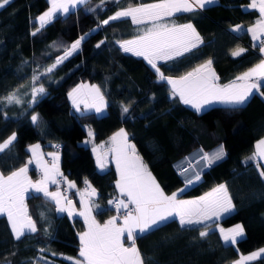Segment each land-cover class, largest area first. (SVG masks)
Returning a JSON list of instances; mask_svg holds the SVG:
<instances>
[{"label": "trees", "instance_id": "16d2710c", "mask_svg": "<svg viewBox=\"0 0 264 264\" xmlns=\"http://www.w3.org/2000/svg\"><path fill=\"white\" fill-rule=\"evenodd\" d=\"M147 1L104 0L102 4L101 0H88L87 5L57 15L43 28L36 15L48 0H11L0 9V143L16 135L12 145L0 153V173L8 175L23 167L28 162L27 146L31 143H38L44 152L56 151L60 146L61 173L67 179L78 187L87 180L98 192H107L113 187L115 170L109 166L99 171L90 146L82 141L88 130L95 143L123 128L162 189L170 193L184 184L173 161L196 146L208 150L221 144L225 157L180 194L198 195L223 182L234 209L219 221L208 223V229L203 225L182 228L179 220L170 218L138 234L135 244L144 264H234L240 254L264 247V177L257 166L243 163L255 141L264 135V96L254 93L243 105H211L201 112L185 105L172 94L167 81L158 79L143 57L120 47L119 42L146 30V24H133L130 17L107 25L101 23L119 8ZM246 3L247 0H219L204 9L164 18L169 25L191 22L202 43L183 56L158 62L161 72L171 78L180 77L210 59L218 82L224 83L258 62L261 56L246 33H233L229 28L257 18L255 10L243 9ZM37 28L40 31L33 35ZM85 34L77 51L51 73H45L73 41ZM101 40L104 43L97 48ZM239 48L246 51L233 56ZM34 73H44L35 84ZM82 82L100 89L106 101L105 113L72 109L68 92ZM41 85L45 94L31 103L32 88ZM12 92L21 98L20 104L3 100ZM124 107H128L127 113ZM32 115L39 117L35 124ZM29 171L42 174L33 167ZM24 202L37 231L25 232L16 239L6 215L0 214V264H74V260L83 259L79 256L78 232L83 228L79 219L57 213L54 204L40 193H29ZM100 212L107 214V210ZM234 223L243 226L244 235L235 245L225 244L215 225ZM203 230L209 235L201 237ZM245 264H264V254Z\"/></svg>", "mask_w": 264, "mask_h": 264}, {"label": "snow or ice", "instance_id": "6c2138e0", "mask_svg": "<svg viewBox=\"0 0 264 264\" xmlns=\"http://www.w3.org/2000/svg\"><path fill=\"white\" fill-rule=\"evenodd\" d=\"M48 2L51 6L37 18L40 28H43L59 14H68L71 9L87 5L88 0H48ZM9 3L10 0H0V8H4ZM101 3L103 4L104 0H101ZM214 3H216V0H159L158 3L140 4L135 7L129 6L117 11L101 23L107 25L110 21L127 17H130L132 23L137 25L152 21V27L143 30L142 34L132 40L119 42L120 47L125 52L142 56L156 71L158 79L167 81L172 86V94H178L184 104L191 105L197 112L214 101L229 105H242L246 103L254 90L264 96V91H261V88L264 87V83H262L264 82V59L255 67L236 77L235 81L225 85L217 83L219 77L211 67V60L197 66L179 78L166 76L156 63L159 60L168 61L183 56L186 52H190L197 47L199 43H202L199 33L191 23L184 25L172 23L169 25L156 22L163 20L165 17H170L176 12H192L196 8L204 9L207 5ZM249 7H258L261 19L257 21L256 25L248 28L247 31L252 34L253 40L260 41L259 51L264 53V38H262L264 37V0H252ZM87 11L94 12L95 9L88 8ZM40 28H37L32 34L35 35L36 32L40 31ZM240 29L241 26L238 25L234 31H240ZM86 36L87 34L78 38L69 49L65 50L62 57H58L51 67L45 69V73H51L57 65L77 51ZM103 43L104 41L101 40L96 47L99 48ZM244 51L246 50L239 48L232 55L239 56ZM43 74L34 73L32 76L33 83L35 84L40 79V75ZM252 77H256V79L253 80ZM237 81L242 83H237ZM45 92L43 85L33 87L31 103H35L37 97L45 94ZM68 96L77 111H80V104H84L85 108H94L97 113L101 112L105 106L104 97L96 85H92L91 88L86 85H78L68 93ZM3 100L10 104H20L22 102L16 92L10 93ZM128 111V107L123 108V112L127 113ZM38 119V115H32L31 117L34 124L38 122ZM89 136H93L91 131ZM15 139L16 135L13 133L0 143V153L8 149ZM110 139L113 146L109 151L114 153L113 158L120 176L116 184L121 195L127 197V202L119 200L115 203L118 213L124 210L123 223L118 225L116 216L103 224L98 223L92 215V208L85 204L84 193L81 192L83 211H80L78 215L84 217L87 230L79 234L81 244L79 256L83 259L74 260V264H144L142 255L135 246V229H139L140 233L148 232L173 217L179 219L182 228L203 225L205 229H208L211 228V224L206 223L207 221L233 210L234 206L224 184L218 185L210 192L191 201L178 200L175 192L171 196L165 195L155 177L148 170L147 165L135 154V146L128 143L127 133L124 129H120ZM88 142L90 141H86V143ZM39 149V144L30 146L29 150L32 152V158L23 167L12 171L7 176L0 173V214L7 215L16 239L24 236L26 231L29 233L37 231L36 223L29 215L27 206L24 203L25 193L29 189H34L36 193H43L45 197L50 198L56 204L58 212L67 211L68 215L72 216L75 210L71 200L63 196L59 190L54 192L48 190L49 183L56 185L61 183L57 177H62L64 181L67 179L63 177V173L59 170L57 164L58 154H48L52 157L51 167H49ZM93 151H96V149L94 148ZM201 151L203 155L200 160L205 161L206 167H210L214 160L222 159L225 155L223 145L220 146L219 151L214 156H210L203 149ZM257 156L264 159V139L257 142L256 151L248 159H256ZM32 163H35L37 168L43 172L41 179L35 183L28 177V165ZM97 163L102 169L106 167V161L102 156H97ZM195 163H199V161ZM192 166L193 162H189V167ZM181 171H187V168H183ZM260 175L264 177V171H261ZM200 179L201 176L198 173L195 181L190 180L185 187ZM85 184H88L87 180H85ZM74 187V183L68 182L69 189ZM88 187L91 188V185H88ZM183 190L180 189L179 191L182 192ZM95 194L96 190L91 188L88 195ZM112 203L113 201L110 200L109 204ZM130 204L134 207L130 208ZM219 231L225 244L230 242L235 245L238 242L237 238L244 235L243 226L240 224L227 230L220 228ZM125 234L126 239L132 242L129 247L124 246ZM199 234L201 237H206L209 232L203 230ZM261 254H264V248L248 256H241L240 260L234 262V264H243L244 261L255 260ZM67 259L71 260L72 258L67 257Z\"/></svg>", "mask_w": 264, "mask_h": 264}, {"label": "crops", "instance_id": "0c3cea01", "mask_svg": "<svg viewBox=\"0 0 264 264\" xmlns=\"http://www.w3.org/2000/svg\"><path fill=\"white\" fill-rule=\"evenodd\" d=\"M158 2H159V0H149V1L144 2V3L132 4V5H128V6H133V7H135V6H139L140 4H152V3H158ZM218 2H219V0H216V3H214V4H217ZM251 3H252V0H247V3H246L244 6H242V7H243V9H251V10H255V11L257 12V18H256L254 21H252L251 23H249V24L238 23V24H235V25H233V26H231V27H229V28H230L231 32H233V33L245 32L246 35H247V39H248V41L250 42V44H251L252 47L256 48V52L259 54V56H261V59H260L258 62H256L255 64H253L252 66H250L249 68H247L246 70H244L243 72H241V73L237 74L236 76H234L233 78L227 80L226 82H224V83H219V82L217 81V83L220 84V85L230 84L231 82H233V81L236 80V77L241 76L243 73H245V72H247L249 69L255 67L257 64L260 63V61H261L262 59H264V53H261V52L259 51L260 41H259V40H253V38H252V34H251L250 32L247 31L248 28L253 27L254 25H256L257 21H259V20L261 19V14H260L259 8H258V7H256V8L249 7V5H250ZM214 4H211V5H214ZM128 6H125V7L121 8V9H125V8H127ZM207 6H210V5H207ZM207 6H206V7H207ZM121 9H120V10H121ZM196 9H199V8H196ZM178 13H182V12H176V13H174V14H178ZM165 18H166V17H165ZM130 19H131V18H130ZM164 21H165V20H164ZM156 23H158V21H157ZM159 23H165V22H163V20H161V21H159ZM189 23H191V22H185V23H180V24H176V25H184V24H189ZM145 24L148 26V28H150V27H152L153 22H152V21H146L145 23H142V25H145ZM191 24H192V23H191ZM140 25H141V24H140ZM192 25H193V24H192ZM238 25L241 26L240 31H234V29H235L236 26H238ZM141 34H142V33H141ZM138 35H140V34H137L136 36H138ZM136 36H133V37H130V38L124 39L123 41H126V40H132V39H134ZM200 38H201V37H200ZM262 38H264V37H262ZM201 41H202V39H201ZM199 44H200V43H199ZM141 57H142V56H141ZM208 60H210V59H208ZM208 60H205L204 62L200 63L199 65L205 64ZM160 61H163V60H159V61H157L156 63H158V62H160ZM199 65H197V66H199ZM197 66H196V67H197ZM196 67H195V68H196ZM211 67H212V69L214 70V68H213L212 65H211ZM193 69H194V68H193ZM193 69H192V70H193ZM192 70H191V71H192ZM214 72H215V70H214ZM215 74L217 75L216 72H215ZM175 78H179V77H175ZM252 79L255 80L256 77H252ZM82 83H83L84 85L88 86V88H91V86L94 85V84H90V83H88V82H82ZM237 83H242V82L237 81ZM262 83H264V82H262ZM78 84L81 85V83H77V84L74 85L73 88H76V87L78 86ZM169 86H170L171 91H172V86H171L170 84H169ZM69 92H70V91H69ZM69 92H68V93H69ZM254 93H258V94H260L259 92H256L255 90L253 91V94H254ZM177 96H179V95L177 94ZM69 99H70V98H69ZM70 101H71V105H73L71 99H70ZM104 103H105V106L102 108V111L99 112V113H97V112L95 111L94 108H85V105H84V104H80V111H77L75 108H74V109L76 110V112H89V111H92V112L96 113L97 115H99V114H103V113L106 112V101H105V99H104ZM185 105L189 106L190 108H192L193 110L196 111V109L193 108L191 105H188V104H185ZM211 105L239 106V105H229V104L220 103V102H218V101H214L213 103H211V104H209V105H205V106L203 107L202 110H204L205 108H207L208 106H211ZM242 105H243V104H242ZM202 110H201V111H202ZM201 111H199V112H201ZM196 112H197V111H196ZM120 129H123V128H117V129H115V130H114L111 134H109V136H107L105 139L100 140V141L95 142V143L93 142L92 137H90V136L85 137V139H83V141H82L83 144L90 146V152H91V154H92V156H93V159H94V162H95L96 168H97L99 171H103V170H105L106 168H108L109 166H112V167L114 168L115 173H116V178H115V180H114L113 187H112L109 191L104 192V193H103V192L100 193V192H98V191L94 188V189L96 190V194H95V195H92V196H89L88 193L91 191V188H93L92 186H91V188H89V187L85 188V187H83V186L78 187V186L75 184L74 181L69 180V179H67V180L65 181V184L62 185V186H60V185H57V186H56L55 184H51V183L48 184V190H49L50 192H54V191L59 190L63 196H65L68 200H71L72 205L74 206V209H75L74 212H73V215H72V216H69L67 211H64V212H58V211L56 210V212H57V213H60V214H61V213L66 214L69 218H71V219H72V218H73V219H79V220L82 222V224H83V228L78 232L79 244H80V237H79V234H80V233H83V232H85V231L87 230V225L85 224L84 217L78 215V213H79L80 211H83V208H82V205H81V195H80L81 192L84 193V202H85V204H87L88 207L92 208V215L95 217V219H96V221H97L98 223L103 224L105 221L111 219L113 216H116V215H115V214L109 209V200H110V196H111L112 194H118V195H121L120 189L117 187V184H116L117 180L120 179V176H119V173H118L117 168H116L115 160H114V158H113V157H114V153H113V152H110L109 149L113 146L110 138H111L115 133H117ZM124 131H125V130H124ZM125 132H126V131H125ZM127 139H128V143H130V144H132V145L135 146V144H134L131 140H129L128 136H127ZM261 139H264V135L255 141L254 146H253V150H252L249 154H252V155H253V153L256 151V144H257V142L260 141ZM86 141H90V142L86 143ZM36 144H38V143H31V144H29V145L27 146V151H28V153H29V159H28V161L32 158V152L29 150V149H30V146H32V145H36ZM215 146H216V145H215ZM215 146H213V147H215ZM213 147H211V148H213ZM94 148L96 149V151H93ZM39 150H40L41 153H43V159H44L45 161L48 162L49 167H51L52 157L49 156L48 154H49V153H57V154H58V157H59V159H58V161H57V164H58L59 170H60V172H61V170L63 169V153H62V151L44 152L41 146H40V149H39ZM135 154H136L137 156L140 157V159L142 160V162H143L144 164H146L145 161L143 160L142 156L140 155L139 151L137 150L136 146H135ZM98 155L104 157V159H105V161H106V167H104L103 169L100 168V167L98 166V163H97V156H98ZM214 155H215V153H214L213 155H211V156H214ZM46 157H48L49 160H47ZM177 159H178V158H177ZM219 161H220V160H214L213 164H215V163H217V162H219ZM252 164L255 165V166H257L259 169H261V171H264V159H261L260 157L257 156L256 159H254V161H253ZM146 165H147V164H146ZM28 167H33L35 170H36V169H39V168H37V166H36L35 163H32V164L28 165ZM147 167H148V166H147ZM207 168H208V167H207ZM18 169H19V168H18ZM40 170H41V169H40ZM148 170L150 171L149 167H148ZM41 172H42V170H41ZM150 172H151V171H150ZM151 173H152V172H151ZM8 175H9V174H8ZM42 175H43V172H42L41 175H36V174L34 175V174L31 173L30 171H28V177L32 180L33 183H35L36 181L40 180L41 177H42ZM152 175H153V173H152ZM5 176H7V175H5ZM153 176H154V175H153ZM154 177H155V176H154ZM155 179H156V178H155ZM68 182H72V183H74V184H75V187L69 189V188H68ZM156 182L158 183L157 180H156ZM158 184H159V183H158ZM186 184H187V183L184 182V184L182 185V187H180L179 189H177V190H175V191H172V192H170V193H166V192L162 189L161 185H160V184H159V185H160V188L163 190V192H164L165 195H167V196H171L172 193L175 192V193H177V199H178V200H185V201L195 200V199H197L198 197L203 196L205 193L210 192L213 188L217 187L218 185H220V184H224V185H225V183H223V182H219V183L214 184L213 186H211L210 188H208L207 190H205L204 192H202V193H200V194H198V195H193V196H181L179 190H180V189H184ZM88 185H89V184H88ZM225 186H226V185H225ZM29 193H36V192H35L34 189H29V191H28L27 193H25V196L28 195ZM40 194H42V195L44 196L43 193H40ZM228 195H229V192H228ZM121 196H123V195H121ZM44 197H45V196H44ZM45 198H47L48 200H50V198H48V197H45ZM50 201H51V200H50ZM51 202L54 204V206H55V208H56V207H57L56 204H55L53 201H51ZM24 203H25V202H24ZM232 204H233V203H232ZM233 209H234V207H233ZM102 210H107V214H104L103 212H100V211H102ZM99 212H100V213H99ZM229 213H230V212H229ZM226 214H228V213H222L218 218H215V217H214L212 220L207 221L206 223H212V222H215V221H219V220H220L224 215H226ZM5 215H6V214H5ZM6 217H7V215H6ZM173 218H175V217H173ZM176 219L179 220L178 218H176ZM7 220H8V219H7ZM116 222H117L118 225L122 224V223H123V216H121V217H119V218L117 217V221H116ZM8 223H9V221H8ZM237 224H240V223H234V224L229 225V226H221V225H219V224H216V225H215V228H216V229L218 230V232L220 233V231H219L220 228H223V229L227 230V229H230V228L235 227ZM9 225H10V223H9ZM240 225H241V224H240ZM10 227H11V225H10ZM134 231L136 232V236H137L138 234H140L139 229H135ZM26 232H27V231H26ZM220 235H221V234H220ZM238 238H240V237H238ZM238 238H237V239H238ZM126 240H127V239H126V234H125L124 243H125ZM229 243H230V242H229ZM124 246H125V245H124ZM129 246H131V245H129ZM129 246H125V247H129ZM135 246H136V244H135ZM80 247H81V244L79 245V250H80ZM261 248H264V247H260V248L254 249V250H252V251H249V252H247V253H242V254H240L239 257H238V259H237L236 261H239L240 258H241V256H248V255H250V254L253 253V252H257V251H258L259 249H261ZM262 255H263V254H261V256H262ZM236 261H235V262H236ZM246 262H248V261H244L243 264H245Z\"/></svg>", "mask_w": 264, "mask_h": 264}, {"label": "built area", "instance_id": "2783aa9c", "mask_svg": "<svg viewBox=\"0 0 264 264\" xmlns=\"http://www.w3.org/2000/svg\"><path fill=\"white\" fill-rule=\"evenodd\" d=\"M220 146H221V144H218L215 147L210 148L208 150H204L202 147L196 146L195 148H193L192 150H190L186 154L182 155L181 157H179L178 159L173 161L172 166L175 169V171L177 172V174L180 176V178L183 180V182L188 183L190 180L193 181L196 178V175L198 173L201 174L202 172H204L207 169L205 161L200 160V157L203 155V152L201 151V149L208 152L209 155L211 156L212 151L215 149L219 151ZM60 150H61L60 146H58V148L56 147V151H60ZM251 156H252V154H248L247 156H245L243 158V163H245V164L246 163H253L254 159H248ZM224 157H225V155H224ZM219 160H221V159H219ZM196 161H199V163H195ZM189 162H193L192 167H189ZM183 168H187V171H181V169H183ZM63 177H66L64 173H63ZM58 180L61 181V183H59V185L65 184V181L63 180L62 177H59ZM83 187L87 188L88 185L84 184ZM110 200L113 201V203L109 204V207L114 211L116 217L123 216L124 210H121V212L118 213L116 211L115 203L119 200H125L127 202V197L121 196L118 194H114L110 197ZM129 207L132 208L134 206L130 204ZM131 243H132L131 241L126 240L124 244L126 246H129V245H131Z\"/></svg>", "mask_w": 264, "mask_h": 264}, {"label": "rangeland", "instance_id": "374dc122", "mask_svg": "<svg viewBox=\"0 0 264 264\" xmlns=\"http://www.w3.org/2000/svg\"><path fill=\"white\" fill-rule=\"evenodd\" d=\"M51 5L49 4V2H48V4L43 8V10L41 11V12H39L37 15H36V20H37V22L39 23V21H38V17L40 16V15H42L44 12H46L47 10H48V8L50 7ZM129 7V6H128ZM123 8V7H122ZM120 9L121 8H119V9H117V10H115L113 13H111L109 16H112V15H114L117 11H120ZM122 10V9H121ZM39 25H40V23H39ZM77 40V39H76ZM75 40V41H76ZM75 41H73L72 43H71V45L75 42ZM123 42V41H122ZM64 55V54H63ZM63 55H61L60 57H62ZM56 62V61H55ZM79 85V84H78ZM81 85H84L83 83H81ZM74 87V86H73ZM73 87L69 90V91H72V89H73ZM69 97V96H68ZM69 101H70V99H69ZM70 103H71V101H70ZM71 107H72V109L73 110H75L74 109V107H73V105H71ZM76 111V110H75ZM89 132H90V130H88V135L87 136H89ZM85 139V138H84Z\"/></svg>", "mask_w": 264, "mask_h": 264}, {"label": "bare ground", "instance_id": "6f19581e", "mask_svg": "<svg viewBox=\"0 0 264 264\" xmlns=\"http://www.w3.org/2000/svg\"><path fill=\"white\" fill-rule=\"evenodd\" d=\"M217 151H218V150H216V149L213 150L211 155H213L214 153L216 154ZM182 163H183V162H182Z\"/></svg>", "mask_w": 264, "mask_h": 264}]
</instances>
